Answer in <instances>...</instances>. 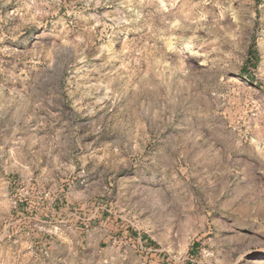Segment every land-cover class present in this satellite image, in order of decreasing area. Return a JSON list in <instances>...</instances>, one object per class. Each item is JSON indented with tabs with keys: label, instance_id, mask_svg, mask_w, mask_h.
Returning <instances> with one entry per match:
<instances>
[{
	"label": "rangeland",
	"instance_id": "374dc122",
	"mask_svg": "<svg viewBox=\"0 0 264 264\" xmlns=\"http://www.w3.org/2000/svg\"><path fill=\"white\" fill-rule=\"evenodd\" d=\"M0 264H264V0H0Z\"/></svg>",
	"mask_w": 264,
	"mask_h": 264
}]
</instances>
